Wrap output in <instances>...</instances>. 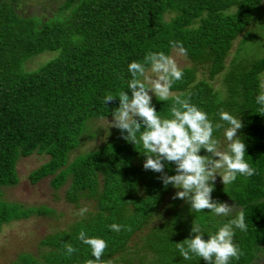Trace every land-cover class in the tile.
I'll return each instance as SVG.
<instances>
[{
  "label": "trees",
  "instance_id": "1",
  "mask_svg": "<svg viewBox=\"0 0 264 264\" xmlns=\"http://www.w3.org/2000/svg\"><path fill=\"white\" fill-rule=\"evenodd\" d=\"M18 1L0 0V231L12 221L53 213L47 206L2 197L3 187L18 182V159L33 153L48 159L29 173L31 183L49 177L55 190L66 186L65 200L92 204L68 227L45 235L37 254L21 252L10 264H86L94 257L78 239L81 230L107 242L104 264H205L195 256L184 260L176 243L191 238L196 224L206 240L240 209L247 231L236 229L234 243L243 255L230 264H253L264 255V113L256 103L264 93V55L241 53L243 32L264 0H62L45 19L20 13ZM240 34L239 49L226 64ZM170 41L179 42L190 61L180 67L183 79L172 92L190 94L191 103L214 124L221 122L222 110L242 121L238 135L246 144L245 159L258 174L238 176L228 186L215 182L212 198L235 207L229 217L207 209L197 213L173 199L177 190L165 188L160 173L143 169L142 147L126 142L116 128L97 148L69 159L83 137L94 136L89 123L112 118L119 107L118 99L104 104L103 98L128 91V65L143 62L148 52L169 55L178 49ZM45 52L55 54L37 68H26ZM152 103L162 117L169 116L171 100L153 96ZM227 126L214 133L222 148ZM174 169L167 163L165 172L174 175ZM113 223L132 230L112 231ZM65 244L78 251L68 257Z\"/></svg>",
  "mask_w": 264,
  "mask_h": 264
},
{
  "label": "clouds",
  "instance_id": "2",
  "mask_svg": "<svg viewBox=\"0 0 264 264\" xmlns=\"http://www.w3.org/2000/svg\"><path fill=\"white\" fill-rule=\"evenodd\" d=\"M179 54L186 55V49L179 42H172ZM131 79L127 81L128 91L118 95L108 93L103 103L118 99L119 107L112 112L109 128L120 130L122 139L142 147L145 159L143 169L160 173L159 179L165 188L171 185L177 189L173 199H181L190 205L192 211L200 213L207 209L215 216L229 217L234 206L218 202L212 198L217 177L224 186L232 185L239 177L249 178L258 174L246 157V144L238 135L243 127L240 117L227 111H220L219 120L213 123L208 114L191 103L190 94H175L173 85L183 79V71L176 60L164 52H148L143 62L132 61L128 65ZM149 73L154 75H149ZM129 93L131 95H129ZM153 96L158 101L171 100L169 116L162 117L152 103ZM256 103L264 113V93L256 97ZM106 119V117H105ZM224 130L226 148L214 133ZM126 133V134H125ZM201 150L204 154H200ZM167 163L175 165V174L165 172ZM87 208H81L78 215L84 216ZM245 211L240 209L234 218L223 223L218 230L203 239V230L199 224L192 225L191 238L176 243V249L184 260L201 258L205 264H230L243 255L234 243L236 229L247 231ZM115 232L131 231V226L113 223L108 226ZM78 239L91 249L94 259L86 264H104L101 259L108 247L101 238H90L84 230ZM65 254L71 257L78 250L71 244H65Z\"/></svg>",
  "mask_w": 264,
  "mask_h": 264
},
{
  "label": "rangeland",
  "instance_id": "3",
  "mask_svg": "<svg viewBox=\"0 0 264 264\" xmlns=\"http://www.w3.org/2000/svg\"><path fill=\"white\" fill-rule=\"evenodd\" d=\"M60 2L62 0H19L18 11L23 15H38L45 19L53 15ZM243 34L245 41L241 53L251 58L264 55V8L258 9ZM243 34H240L234 40L226 57V64H229L238 51ZM54 54V52L39 54L26 63V68H37L53 57ZM169 56L176 60L179 67L190 65V61L184 55L179 54L176 48L170 52ZM149 75L154 74L149 73ZM198 76H200V73H198ZM221 77L222 74H218L212 80V84L215 87L220 86ZM112 119L113 117L91 121L89 130L93 131L94 136L88 137L86 135L83 137L79 147L70 153L69 159L79 153L95 149L103 143L113 129L109 128V123ZM47 159V155L37 153L20 157L16 164L17 184L2 188V197L7 201L19 202L25 206H47L53 210V213L31 216L5 224L0 231V264H10L21 252L37 254L40 245L39 241L45 235L68 227L74 220L81 217L78 215L79 209H90L92 204L90 202L81 200L79 204H76L65 200L64 190L66 186L55 190L50 185L49 177L36 183H31L28 177L29 173ZM216 181L221 182L219 177H217ZM253 264H264V255L261 254Z\"/></svg>",
  "mask_w": 264,
  "mask_h": 264
}]
</instances>
